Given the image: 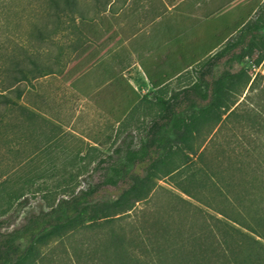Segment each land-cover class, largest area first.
Masks as SVG:
<instances>
[{
    "label": "trees",
    "instance_id": "1",
    "mask_svg": "<svg viewBox=\"0 0 264 264\" xmlns=\"http://www.w3.org/2000/svg\"><path fill=\"white\" fill-rule=\"evenodd\" d=\"M16 1L0 0V7ZM33 1L44 13L46 1L53 10L48 16L58 20L60 0ZM61 1L64 7L74 3ZM263 29L261 11L237 33L234 42L213 54L202 68L214 67L241 46L246 47L247 54L259 52L264 48V40L259 38ZM32 39L43 42L45 30L34 25L27 33V42L16 40L8 28L0 33V125L4 115L18 106L21 84L54 73L40 60ZM196 65L183 62L171 77L149 80L152 90L159 91L175 75ZM84 70L79 64L73 65L67 76L72 79ZM249 81L244 71L223 74L210 84L201 77L168 98L156 96L160 111L149 127L150 134L153 130L151 138L136 150L126 151L121 160H100L96 167L103 173L96 185L59 201L49 212L28 220L23 228L3 235L0 264H182L185 254L195 264H264V91L255 95L252 106L244 104L247 95L239 103H229V97L246 89ZM254 84L247 94L254 90ZM130 92L133 105L148 98H141L132 87ZM238 107H243L240 114ZM228 120L235 128L221 141ZM169 134L176 137L172 143ZM132 167L143 168L145 176L130 172ZM164 178L194 202L177 198L191 208L189 225L180 217L176 222L171 220L173 208L167 211L168 218L140 210L133 221L125 222L123 217H128L137 203H149L155 181ZM104 187L119 189L118 196L95 201ZM207 192L212 194L209 198ZM17 193L12 192L8 201L19 198ZM51 244L55 246L50 248ZM44 247L45 257L40 252Z\"/></svg>",
    "mask_w": 264,
    "mask_h": 264
},
{
    "label": "crops",
    "instance_id": "2",
    "mask_svg": "<svg viewBox=\"0 0 264 264\" xmlns=\"http://www.w3.org/2000/svg\"><path fill=\"white\" fill-rule=\"evenodd\" d=\"M261 11L264 0H74L59 8L67 22L59 18L58 31H72V40L58 52L66 69L45 75V158L107 150L106 158L120 156L107 144L139 120L130 87L148 97L149 80L171 77L183 62L209 61ZM77 64L85 70L70 79ZM155 120L139 144L151 138Z\"/></svg>",
    "mask_w": 264,
    "mask_h": 264
},
{
    "label": "rangeland",
    "instance_id": "3",
    "mask_svg": "<svg viewBox=\"0 0 264 264\" xmlns=\"http://www.w3.org/2000/svg\"><path fill=\"white\" fill-rule=\"evenodd\" d=\"M59 6L60 8L64 7L61 0ZM52 13L53 10L48 7L46 1L45 13L39 10V3L33 0L12 2L8 6L0 7V33L8 28L16 40L27 42V33L34 25L43 28L45 40L43 42L36 39L30 41L41 55L40 60L45 65L50 66L54 71L62 72L68 63L60 59L58 52L70 44L72 39L67 35L72 34V31L66 35L61 34L58 31L57 23L59 18L63 17L62 22H67V18L59 16L58 12L57 20L48 16ZM259 38L264 40V29L260 31ZM245 49V46L237 48L227 55L225 60L208 70L202 68L203 63H199L170 81L159 91H152L146 102L140 103L138 109L140 111L137 112L139 120L127 123L130 129L128 134L120 135L118 129L114 143L107 144L110 146L109 150L120 148L122 154L116 157L119 160L122 159L126 151L136 150L143 128H146L160 111L154 98L159 95L168 98L172 93L198 82L201 77L210 84L223 74L234 75L240 71L247 72L250 77L249 84L246 89L238 90L232 94L229 97V103L237 101L239 103L247 95L248 99L244 104L252 106L256 102L255 95L259 91H264V77L253 71V68L261 66L260 70L264 72V48L250 54L245 53ZM200 74H202L201 77ZM253 81H255L254 90L247 94ZM20 88L23 94L17 102L18 106L4 115L0 125V239L7 233L23 228L31 218L49 212L55 208L59 201L67 200L72 195L87 191L96 185L103 173L96 167L97 163L106 159L110 152L107 150L106 153H100L99 157H95L92 152L88 151L83 153V157L69 154L70 156L61 158H45V77L38 78L29 84H21ZM201 92H204L203 86ZM242 109L243 107L237 108L238 114ZM233 128H235V123L232 120L226 121L220 140L224 141L230 136V131ZM168 138L172 143L176 137L169 134ZM203 138L204 133L199 142ZM184 151L189 156H193L192 153ZM130 172H136L140 177L146 174L143 168L132 167ZM155 182L156 188L149 203H137L135 210L127 213L128 217H123L125 222L133 221L140 210H148L155 217L168 218L167 211L173 208L174 213L171 215L173 216L171 220L174 219L176 222V219L180 217L185 224L189 225L188 222L193 218L191 208L180 204L177 198L187 200L192 204L194 202L183 196L172 185L170 179L164 178ZM16 190H18L17 195H20L19 198L8 201V196ZM118 194L119 189L104 187L100 190L95 201L106 202L109 199H115ZM211 195L206 193L208 198ZM215 201L217 198L213 202ZM245 232L248 234L247 231ZM72 240L76 241L77 239L74 236ZM24 245V242L20 243L21 247ZM54 246L51 244L50 248ZM45 250V247L40 250L44 257ZM188 255H184L182 264H195L193 260L190 262L191 258Z\"/></svg>",
    "mask_w": 264,
    "mask_h": 264
},
{
    "label": "built area",
    "instance_id": "4",
    "mask_svg": "<svg viewBox=\"0 0 264 264\" xmlns=\"http://www.w3.org/2000/svg\"><path fill=\"white\" fill-rule=\"evenodd\" d=\"M260 68H261V66H259L257 68H253V71L259 73L262 77H264V72H261Z\"/></svg>",
    "mask_w": 264,
    "mask_h": 264
}]
</instances>
